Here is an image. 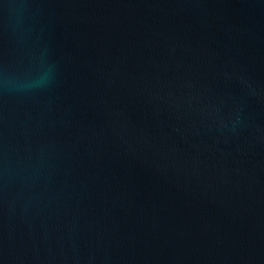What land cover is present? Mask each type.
<instances>
[{
	"label": "water",
	"instance_id": "obj_1",
	"mask_svg": "<svg viewBox=\"0 0 264 264\" xmlns=\"http://www.w3.org/2000/svg\"><path fill=\"white\" fill-rule=\"evenodd\" d=\"M0 264H264V0H0Z\"/></svg>",
	"mask_w": 264,
	"mask_h": 264
}]
</instances>
